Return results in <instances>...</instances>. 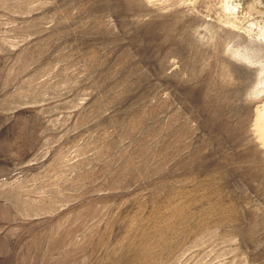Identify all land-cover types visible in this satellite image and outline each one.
<instances>
[{"label": "rangeland", "instance_id": "rangeland-1", "mask_svg": "<svg viewBox=\"0 0 264 264\" xmlns=\"http://www.w3.org/2000/svg\"><path fill=\"white\" fill-rule=\"evenodd\" d=\"M0 264H264V0H0Z\"/></svg>", "mask_w": 264, "mask_h": 264}]
</instances>
